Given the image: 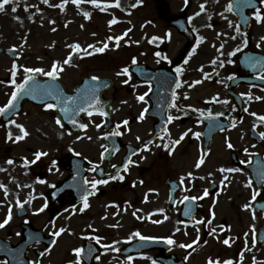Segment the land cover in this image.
Here are the masks:
<instances>
[{
  "label": "rangeland",
  "instance_id": "rangeland-1",
  "mask_svg": "<svg viewBox=\"0 0 264 264\" xmlns=\"http://www.w3.org/2000/svg\"><path fill=\"white\" fill-rule=\"evenodd\" d=\"M163 1L169 4V16L183 14L187 18L194 19L196 32L199 34V41L195 46L186 45V40L168 25L167 19L157 17L156 0H143L140 5L137 4V0H127L125 4L130 13L119 11L115 7V0H100V7L89 3L88 0H82L79 5L73 3L72 0H67L66 3L64 0H48L47 3L44 0H12L13 6L5 5L3 11H0V47L14 48L18 57L12 60L5 54H0V76L5 78L11 75L16 83H20L24 79L25 68L39 67L50 70L54 62L63 64V61L71 55V64L63 65V71L59 74L62 75V79L67 85L74 84L85 74L99 73L117 77L120 75L118 73H122L123 67L134 57L154 61L147 41L150 37L155 36L168 39L166 47L170 57L178 55L186 45L187 53L183 56L187 61L185 75L190 76L192 80H198L205 73L208 74L205 80L200 79L201 82L195 90L201 91L200 94H205L208 98L218 95L225 96L224 84L219 83L218 77L225 78L231 68L230 61L233 59V55L230 53L243 45L241 31H236L238 25L227 8L229 0H187V3L185 0ZM62 4L63 7H61ZM133 4H137V6L132 8ZM201 4L205 5L204 12H200ZM13 8L16 10L13 11ZM101 8L105 10L102 11ZM85 12L90 13V18L84 16ZM198 12L200 14L195 19L194 16H197L195 14ZM260 12L264 14V5ZM113 18L117 20V23L110 25L109 21ZM129 29L130 31H128ZM126 32L127 35H125ZM249 32L251 45L264 51V40L261 39L264 37V22L258 23L255 19L251 23ZM117 36L122 37L118 46L114 39ZM109 37L113 39H109ZM200 37H204V39L200 40ZM76 43L80 44L81 50L71 47ZM104 43L108 44L105 51L96 52L95 48L103 47ZM221 44L224 45L222 49L220 48ZM88 45H93V48H88ZM194 47L196 48L195 53L189 56ZM83 50L92 54L87 55ZM214 59L217 62H222L223 66L221 67L220 63L213 64ZM14 63L17 65L15 77L12 75ZM37 76L43 77V74H37ZM13 86L14 84L0 83V107L10 98ZM239 90L251 93L253 103L249 105L258 112L264 113V99H255V97H264V93L257 89L243 87ZM18 120L28 134L23 139H15L13 143V140L7 143L3 142L4 129L0 126V173L11 171L15 173L32 172L33 174L44 171L47 173V177L44 180L43 188L56 182L64 174L61 162L50 159V153L60 158L57 153L62 151L63 154L68 148L76 145L83 149L85 155L89 156L91 155L90 150L97 153V149L102 144L101 131L89 124L86 130L78 134V137H81L78 139L79 142L76 143L73 139L71 143H62L58 147L51 146L43 136V109L32 104L25 106L24 112ZM224 136L225 138L221 136L215 140L214 148L217 153H214L216 156L209 159L212 160L220 173L223 166L229 163L228 151L224 149L226 141L233 142L237 147L246 144L244 130L240 125L233 132ZM255 149L258 150V148ZM37 152H44L46 155L35 160ZM6 158L12 160L13 163L9 164ZM93 158L96 157L93 156L91 159ZM25 159L29 162L35 160V163L25 165ZM210 170L211 168L205 167V171L210 173ZM140 180H142L139 185L143 187V195H148V191L152 188L151 179L140 178ZM236 181L237 177L234 179L232 188L226 189L227 193L223 192L220 195V201L216 206L219 213L217 219H229L234 230L231 233L238 235L242 233L243 229L237 218L240 215H246L245 219L249 218L246 225L253 234L259 227L264 228V216L254 213L251 206L247 209L244 207L240 209L239 205L237 209V203L231 204L230 201L234 199L236 191L242 190V187L237 188L234 185ZM35 182L32 179V184L36 185ZM38 186L42 188L41 185ZM262 195L264 196V191L261 192ZM247 196V190L240 193L239 204L241 201L244 202ZM123 198H127L128 205L124 206V212L119 222L110 217L108 219L104 207L96 202H93L91 212L101 210L102 216L94 214L93 218L86 219L87 213L78 214L75 209L66 210L64 208L60 217L54 224L52 222V225L53 228L63 227L65 231L55 248L46 258H43V264H69V262L76 261L77 256L73 248L83 243L86 234H98L101 237L99 244H102L103 241L120 243L122 238L130 236L136 231L152 233L155 229L153 226L154 217H151V211L154 210L153 195L148 198L147 203L137 205L138 212H135V208L131 207L130 193ZM247 204L250 205V203ZM86 212L90 213V210H86ZM116 214L117 211L115 216ZM46 215L47 213L43 214V218ZM135 226L138 228H134ZM133 229L137 230L133 231ZM246 239L248 240L250 258L254 260L255 264H264V245L251 247L249 236ZM116 243H113L112 251L111 249L103 250L95 264H126L124 259H119L118 254L114 255L113 253ZM71 248L72 252L70 253ZM214 252L210 250L209 254ZM137 264H149V262L146 260Z\"/></svg>",
  "mask_w": 264,
  "mask_h": 264
},
{
  "label": "flooded vegetation",
  "instance_id": "flooded-vegetation-1",
  "mask_svg": "<svg viewBox=\"0 0 264 264\" xmlns=\"http://www.w3.org/2000/svg\"><path fill=\"white\" fill-rule=\"evenodd\" d=\"M181 63L182 58L176 57L167 58L164 62L159 60L158 63L151 65L153 67L167 66L177 75V81L181 83V87L176 88L175 85L173 91H171L170 76L155 75L152 78L156 82H151L129 75L125 78L128 80L127 84L119 86L114 84L112 89L105 92V98L110 100L108 115L96 113L89 116L94 118L95 124L103 130V143L97 149V153L90 150L91 155L87 156L82 148L73 145L65 156L60 151L57 153L60 158L53 155L50 157L57 158L66 169L68 155L79 153L78 156L84 160L86 181L108 180L107 184L97 185L95 190L91 188L90 183L87 184L90 193H93L88 196V200L90 199V209L93 208V202H96L105 205V209L109 210L111 216L117 211L116 220H119L122 207L127 203V198H123V196L130 193L131 205L141 204L143 187L139 185L142 182L140 178L151 179L156 220L160 221V223H156L155 229L150 235L158 243L152 249L153 264H162L158 259L170 255L183 260L185 264H209L210 260L219 261V264H224V261L229 260L232 264H255L249 256L248 240L242 242L244 236L238 234L232 241L234 238L231 237V234H229L231 238H228L227 234L223 232V227L226 226L230 233V220L208 218L207 215L208 209L212 208L209 204L210 199L219 191L221 179L220 171L209 159L214 152L215 140L221 137L225 131L213 134L210 145L205 148V136L202 134L206 124L205 119L209 116H217L230 120L239 116L238 112L233 106L225 108L221 102L209 106L206 97H202L196 91L192 92L188 83L184 81L182 73L176 72ZM73 87L72 85L68 88ZM173 92L177 95L175 100ZM145 93H147L145 99L139 100L138 96ZM145 108L148 109L144 113L145 118L138 119ZM250 110L248 108L246 113L243 109L242 114H251L255 120L253 111L250 112ZM217 113H223V115H216ZM169 116L175 119L169 122ZM65 119L72 122L73 117L67 114ZM56 120L54 108H45L43 105V136L48 143L58 147L62 143L73 142V137L78 133H69V130L58 125ZM124 120H128L129 123L124 125L122 123ZM117 124L120 125L119 129L116 127ZM4 126L7 138L3 141L6 142L9 140L13 124L8 123ZM117 131L121 134H115ZM185 132H188V135L184 136L181 142L172 149V141L180 139ZM194 133L200 135L197 137ZM128 144L137 148V151L135 155H131V159L135 163L129 164L125 170L124 166L121 168L119 166L127 152L130 151L127 147ZM145 144H148L147 149L144 148ZM165 144H168L169 147H164ZM113 146L116 149L111 152ZM110 152L111 154L105 158V154ZM201 155H204V163L196 168L195 165ZM93 156L96 158L91 160ZM251 156V154L244 156L237 154L235 158L231 154L229 156L231 166L241 169L234 173L237 176V182L234 185L237 188L242 187L241 192L249 186L251 189L254 188L253 181L249 178V172L245 168L250 163ZM190 159L191 162H189ZM94 166L102 167L101 176L92 170ZM205 167L211 168L210 173L205 171ZM189 172L193 174L191 177L188 176ZM66 176L67 171L59 181ZM113 176L116 179H110ZM120 176H123V179H120ZM45 177V172L32 174V172L6 171L0 173V185H4L8 192V195L5 196V188L0 187V222L7 216L9 206L12 209V219L9 224L0 228V264H43V258L58 244L62 236V233L58 237L54 236L51 243H48L47 239L52 233L59 230V227L53 228L52 222L56 221L55 218L63 208L82 206L83 201L71 204L69 195L65 193L56 197L58 199H54L50 207L45 208L47 216L50 217L49 221L47 218H43V211L37 212L36 210L43 207V204H47V194L53 188L52 185L43 188L41 181ZM181 177L184 178L183 183H181ZM32 179L36 181V185L32 184ZM249 180L251 184L248 183ZM38 185H41L42 188H39ZM205 190L208 191L207 196H204ZM239 192L240 190L236 191V194ZM185 196L201 197V199L184 200ZM17 200L23 203V208L17 204ZM59 200L60 203H58ZM238 200L239 196L236 195L235 203ZM192 207H195L196 212L200 213L192 219L185 218L189 216ZM160 209H163V212L159 211ZM186 210H190L188 215H185ZM94 214L97 212L93 213L90 210L92 217ZM197 221L204 222L196 223ZM240 223L244 234L248 235L247 220L242 218ZM212 229H215V232H212ZM210 232L213 234L210 235ZM168 237H172L175 243L169 244ZM225 239H229L228 245L223 243ZM194 240L197 243L193 244L191 248L181 246L191 244ZM22 241L27 243L21 246ZM132 241L134 240L118 244L115 251L126 259L131 256L133 264H137L142 262L139 259L146 251H131L128 256L124 255L129 251H120L122 247ZM210 250L215 252L209 254ZM9 257L14 258L11 260L12 263L9 262L10 259H7Z\"/></svg>",
  "mask_w": 264,
  "mask_h": 264
},
{
  "label": "snow or ice",
  "instance_id": "snow-or-ice-1",
  "mask_svg": "<svg viewBox=\"0 0 264 264\" xmlns=\"http://www.w3.org/2000/svg\"><path fill=\"white\" fill-rule=\"evenodd\" d=\"M45 3L48 2V0H44ZM64 2L66 3L67 0H64ZM73 3L79 5L82 0H72ZM89 3L91 4H94L96 5L97 7H100V0H88ZM9 3V0H0V11H3L4 9V6L6 4ZM139 3H143V0H137V4ZM185 3H187V0H185ZM137 4H133L132 7L135 8L137 6ZM115 6L116 7H119L120 6V0H115ZM61 7H63V4L61 5ZM228 10L231 11L232 8H233V5L232 3L230 2L227 6ZM16 9L13 8V11H15ZM101 10H105L104 8H101ZM205 11V5L204 4H201L200 5V12H204ZM200 13H196L195 15H199ZM84 16L86 18H90V13L88 12H85L84 13ZM254 16L257 20L258 23L260 22H264V14H262L260 12L259 9H257L255 12H254ZM17 19H19V17H17ZM192 20V17H189V21ZM117 23V20L115 18H113L112 20L109 21V24H115ZM210 26V25H209ZM229 26L231 27V23L229 24ZM83 27V25H82ZM239 27L236 28V31L239 32ZM130 31V29L128 30ZM125 35H127V32L125 33ZM235 38V37H233ZM109 39H113L112 37H109ZM116 41H117V46H118V42L122 39L121 36H117L114 38ZM204 37H200V40H203ZM262 40H264V37L261 38ZM247 43V41L245 40V44ZM259 46V45H258ZM72 48L76 49V50H81V46L79 43H76L74 45L71 46ZM108 47V44L107 43H104L103 47H97L95 48V51L96 52H104L105 49ZM224 47L223 44L220 45V48L222 49ZM88 48H93V45H88ZM85 52V54L87 55H91L92 53H89L87 52L86 50H83ZM196 51V48L194 47L192 49V51L189 53V56H191L193 53H195ZM235 51H240L239 48H237ZM157 56L160 55L159 52L156 53ZM221 55H223V53H221ZM230 55H235V52L233 53H230ZM72 62V57L71 55H69L64 61H63V64H60V62H54L52 65H51V68L50 70H46L44 68H39V67H27L24 69V72H25V76H24V79H23V82L22 83H16L15 79H13L12 83L15 85V91H13L11 93V98L8 100V103L6 105H4V107H0V114H4L7 110H10L12 107H14V102L18 99V97L22 94H33L35 92H37L38 90H42V94L43 95H47V96H52L53 94H55L54 98L57 99V100H60L61 99V96H60V90L56 88L55 85H47V86H42L35 81V77L37 74H43L44 76L46 77H49L51 78L52 80H55L59 74L63 71V65H69L71 64ZM133 64L136 63V60L135 58H133ZM187 62V61H185ZM231 62V61H230ZM259 61H255V62H250V66H253L255 67V63H258ZM213 64H216L217 61L214 59L212 61ZM221 67L223 66V63L221 62ZM16 69H17V65L14 63L13 66H12V75L13 77H15V74H16ZM176 72L179 74L181 72V68L180 67H177L176 69ZM118 74H129V70L127 67H125L123 70H122V73H118ZM130 75V74H129ZM205 76L207 77L208 74L205 73ZM91 79L93 81H99L100 80V77L98 76H93L91 77ZM260 79L261 80H264V75H261L260 76ZM201 81H195L194 83H200ZM123 83L127 84L128 83V80H124ZM192 85H189V87H191ZM181 87V83L179 81L176 82V88H179ZM96 90H97V86H93L90 90L86 91L85 94L82 95V97H80L79 99V102L77 103L76 101V98L74 97H66L65 100V106L62 108V111L65 112L66 114H68L69 116L73 117L72 119V123L73 124H76L77 121L74 119L75 116H78L80 112H87L89 116L92 115V112L89 111L90 108H93L95 107L98 111L100 110V101H99V98L95 95L96 93ZM147 95V93L143 94V95H140L138 96V99L143 101L145 99V96ZM243 95V94H242ZM249 96V98L251 99L252 96H251V93H248L247 94ZM177 98V95L175 92H173V99L175 100ZM213 99H215V97H213ZM255 99L259 100V99H264V97H255ZM70 102V103H69ZM225 103H227V101H225ZM175 106V105H173ZM45 108H55L57 107L56 104H51V103H46L44 105ZM148 109L145 108L144 109V112H142L140 114V116L138 117V119L140 120H143L145 117H144V113L147 112ZM199 111V110H197ZM101 115H107L106 112H103L101 111ZM209 115H211V113H209ZM216 115H223V113H217ZM253 115H256V113H253ZM173 119H175L174 117L172 116H169L168 117V121L171 122ZM260 121L261 122H264V116H260ZM9 124H15V121L14 120H9L8 121ZM56 123L58 125H60L61 127H63V125L61 124V120L59 118H57L56 120ZM124 125H127L129 122L128 120H124L122 122ZM233 126H235V120H233ZM18 128L21 129V131L23 132V136H26L28 133L24 130L23 128V125H17ZM79 127L82 128V129H86L88 127L87 124H84V123H81L79 124ZM97 127H99V125H97ZM117 129L120 128V125L117 124L116 125ZM167 131V130H165ZM191 131V130H189ZM115 134L117 135H120L121 133L119 131H117ZM188 135V132H185L181 135L180 139H176L174 141H172V149L175 148L176 145H178L181 140L184 138V136ZM194 135H196L197 137L200 135L199 133H194ZM23 136H16L15 139L16 140H20V139H23ZM261 136H264V133H261ZM12 138V134L9 133V139ZM81 137H77V139H80ZM89 139H91L89 137ZM137 139H140L139 137H137ZM149 143H151V141H149ZM164 147H169L168 144H165ZM228 147L229 148H232L233 145L229 142L228 143ZM144 148L147 149L148 148V144H145L144 145ZM245 151H247V149H245ZM43 155H46V153L44 152H37L35 153V160H39L41 156ZM77 155H79V153H77ZM133 155H135V153H133ZM35 160L29 162L27 161V159H25V165H27L28 163H35ZM9 164L13 163L12 160H8L7 161ZM55 163V162H53ZM135 163V161H133L131 159V157L128 158V161L124 164V168L125 170H127L129 164H133ZM204 163V155H201V157L199 158V161L197 162V164L195 165L196 168H199L202 164ZM92 170H95V166L93 167ZM221 171H227V172H239L241 171V169L239 168H230V169H221ZM193 174L191 172L188 173V176L191 177ZM110 179H116L115 176L113 177H110ZM120 179H123V176H120ZM183 177H181V183H183ZM225 179H227V177H225ZM261 179H264V176L261 177ZM43 182V181H41ZM86 184H89L90 183V186L93 190L96 189V186L99 185V184H107L108 183V180H92V181H85ZM223 183V181H222ZM249 184H251V181L249 180L248 182ZM0 187H4L5 188V196L8 195V192H7V189L4 185H0ZM93 193H90V192H87V190H85V195H84V198H83V207L80 209V211H84V209L88 208L89 207V203H88V196L91 195ZM208 195V191L205 190L204 191V196H207ZM259 195V193L255 192L253 193V199L256 198V196ZM197 199H201V197H188V196H185L184 197V200H197ZM17 204L23 208V203L20 202L19 200H17ZM47 207V204H45L43 207L37 209L36 211L37 212H42L44 211V209ZM250 205L249 204H245L244 205V208H249ZM159 211L163 212V209H160ZM189 211L190 210H186L185 212V215H188L189 214ZM215 215V213H213V216ZM12 219V209H11V206H9L8 208V213H7V216L3 219L2 222H0V228H4L7 224H9L10 220ZM165 219H167V217H165ZM204 221H197L196 223H203ZM156 223H160V221H156ZM208 223H211V221H208ZM53 224H54V221H53ZM65 231V228L61 227L58 231H54L52 233L53 236H59L61 233H63ZM212 232H215V229H212ZM19 235V234H18ZM134 235L136 236H140V238L142 240H151V239H155L153 237H143L140 235L139 232H136ZM97 243H99L100 241V238L99 237H95ZM167 242L169 244H173L175 243V241L172 239V237H168L167 238ZM53 243H55L53 241ZM113 243H116V242H113ZM197 241L194 240L192 241L191 244H186V245H181L182 247H186V248H191L193 244H196ZM224 244L228 245L229 244V239H225L223 241ZM111 246L110 245H107L105 244L104 245V248L107 249V248H110ZM116 250V249H114ZM92 249H89V254L91 253ZM74 252L76 253V256H77V260L74 261V262H69V264H81V261H80V255L81 253L84 252V249L83 248H75L74 249ZM97 260H99V256L96 257ZM128 261H131L133 258L131 256H128L127 257ZM209 264H219V261H216V262H213V261H209ZM224 264H232V262L229 260V261H224Z\"/></svg>",
  "mask_w": 264,
  "mask_h": 264
},
{
  "label": "water",
  "instance_id": "water-1",
  "mask_svg": "<svg viewBox=\"0 0 264 264\" xmlns=\"http://www.w3.org/2000/svg\"><path fill=\"white\" fill-rule=\"evenodd\" d=\"M232 5H233L232 11L238 16L239 22L242 25V28L244 30H246L247 29V25H248V18L246 17L245 7H257V2H255V0H234L232 2ZM166 10H167V4L166 3H161L158 6V14H159V16H163L165 14ZM171 24L176 26L177 29L179 31H181L183 34L190 35V33L186 34V33H188V29H187V27H186V25H185V23H184V21L182 19H178V18L173 19L171 21ZM189 42H191V41L189 40ZM0 51H2V50L0 49ZM5 52L7 54H9L10 56L15 57V53H14L13 50L6 49ZM255 57H259L258 60H260V62L262 64H264V57L263 56H257L256 55ZM130 69H131V71L135 72L136 71V65L130 67ZM84 80L85 79H83V81ZM35 81L38 82L42 86V88H43V86H47V85H55L56 88H58V86L61 88V85H59L55 80L43 81V80L35 78ZM107 82H108V80H99L95 84V86H97V90H96L95 95L98 98L101 97V93L104 90V85ZM90 89H91V87H90ZM86 91L87 90L84 87H82V85H81L79 87V89L76 91V94L74 95V98L79 100L80 97H82V95L85 94ZM54 95L55 94H53L52 96L43 95L42 94V90H38L37 92H35L33 94H22L14 102V107H12L10 110H7L4 113V116L6 118H8V117H12L14 114L18 113L21 110V105H22L23 101H25L27 99L31 100L32 102L41 104L43 102L53 101L52 99H53ZM94 109H95L94 107L90 108L89 111L94 110ZM86 113L87 112H80V121L83 120V118H84Z\"/></svg>",
  "mask_w": 264,
  "mask_h": 264
}]
</instances>
